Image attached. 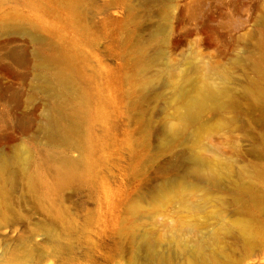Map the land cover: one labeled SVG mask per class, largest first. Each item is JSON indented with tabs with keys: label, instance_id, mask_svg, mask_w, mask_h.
I'll list each match as a JSON object with an SVG mask.
<instances>
[{
	"label": "rangeland",
	"instance_id": "obj_1",
	"mask_svg": "<svg viewBox=\"0 0 264 264\" xmlns=\"http://www.w3.org/2000/svg\"><path fill=\"white\" fill-rule=\"evenodd\" d=\"M40 2L0 0V264H129L145 234L172 260L205 251L264 264V238L248 249L236 228L242 218L264 220V203L251 195L264 192V109L246 108L235 123L207 125L195 144L162 149L164 98L149 101L151 91L129 101L137 71L123 57L153 31L145 52L157 68L164 50L171 67H208L220 81L259 39L264 0H144L131 18L108 8L77 40L91 76L70 86L87 94L85 104L54 93L49 58L74 31ZM74 137L91 138L81 147ZM194 151L213 162L214 178L191 171ZM66 162L78 179L62 180ZM182 177L205 188L185 187Z\"/></svg>",
	"mask_w": 264,
	"mask_h": 264
},
{
	"label": "bare ground",
	"instance_id": "obj_2",
	"mask_svg": "<svg viewBox=\"0 0 264 264\" xmlns=\"http://www.w3.org/2000/svg\"><path fill=\"white\" fill-rule=\"evenodd\" d=\"M141 1L144 0H41V6L43 5L50 8L49 10L58 12L65 25L71 27L74 31L73 37L65 42L66 46L64 48L60 47L61 50L49 58V62L52 63L50 69L54 80V93L61 101L69 100L68 102H70L72 99L77 100L78 103H86L87 94L85 93L81 97L79 92L70 85L78 83L80 76L81 79L84 77L87 80L91 76L87 72L89 68L88 58L79 51L76 45L79 38L82 37L83 40L88 38L93 25L92 20L113 6L125 8L127 17L131 18L135 15L136 4ZM260 17L263 18L258 22L262 28H259V39L254 43V47H249L242 53L241 59L238 58V61L235 62L236 64L232 66L233 70L227 69L223 72L220 81L210 79V69L208 67L204 72H198L195 68L187 69V72H181V70H177V67H171L164 50H161L159 54L163 60H166L162 62V68H157L159 65L157 64V58L147 60L145 52L146 46L150 45L157 37V34L153 33V31L148 39L140 40V45L137 46L138 49L127 47L123 57L128 63L132 64L137 74L131 75L129 81L130 89L125 92V97L129 101H134L135 97L147 100L149 93L153 91L149 101L153 102L164 98L162 110L165 115L161 129L162 149L170 150L174 148L177 142L181 145L189 142L195 144L198 133L207 125L227 126L230 122L235 123L239 121V115L241 114L236 115V113H243L246 108L249 112L255 109H264V11ZM82 57L84 64L78 70L74 65L77 59ZM223 67H226V65ZM215 68L219 69L220 67L217 66ZM161 72H164L163 82H161L162 77L160 78ZM136 80H138V84H136ZM82 99L83 101H81ZM86 111L84 112L86 113ZM84 112L83 118L87 116V114L84 116ZM73 128L75 130V126ZM61 137H63L66 145H71V138L67 133L61 134ZM75 137L74 139H76ZM89 138L91 137L76 139L75 145L83 147V144L87 143ZM191 156L194 161L191 167L192 172L202 177L214 178L216 170L211 160L205 159L199 151H194ZM59 170L62 180H76L81 174V171L70 162L62 164ZM175 183L177 182L172 181L162 185L156 189L155 194L163 193L164 190ZM180 183L192 189L199 186L205 188L199 181L188 180L186 177H182ZM251 184L247 185L250 191L254 189ZM260 193L251 192V195L258 199L259 204H263L264 192L260 191ZM263 221L259 220L258 224L255 225L247 217L246 219L242 218L236 224L240 236L247 245L246 248H253L264 238ZM142 247H146L148 250L144 255L140 253ZM197 249L199 250L200 248L197 247ZM129 264L237 263L231 260L227 261L223 255L206 253L205 251L172 260L168 256L155 253L151 237L145 234L136 244ZM244 264L248 263L245 262Z\"/></svg>",
	"mask_w": 264,
	"mask_h": 264
}]
</instances>
